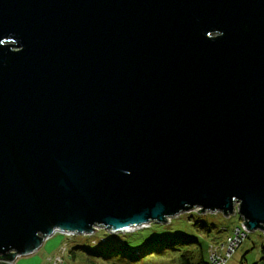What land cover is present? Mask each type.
Listing matches in <instances>:
<instances>
[{
  "label": "water",
  "instance_id": "water-1",
  "mask_svg": "<svg viewBox=\"0 0 264 264\" xmlns=\"http://www.w3.org/2000/svg\"><path fill=\"white\" fill-rule=\"evenodd\" d=\"M236 205L264 233V0H0V264Z\"/></svg>",
  "mask_w": 264,
  "mask_h": 264
},
{
  "label": "rangeland",
  "instance_id": "rangeland-1",
  "mask_svg": "<svg viewBox=\"0 0 264 264\" xmlns=\"http://www.w3.org/2000/svg\"><path fill=\"white\" fill-rule=\"evenodd\" d=\"M196 222H200L198 228L195 227ZM204 222L207 224L206 226ZM239 225L240 218L238 215L225 217L219 212L201 214L198 213V210H195L177 216L167 225L152 224L145 229L135 230V232L111 234L101 229L93 236L76 235L70 237L64 234H55L45 241L41 249L32 255L18 258L15 264H59V261H64L63 264H93L83 260V258H79L74 262L68 256L69 251L73 250L74 247L82 246L104 248L108 247L109 243L131 244V249H134L139 245L145 246V244L148 245L152 241H159L160 238L173 239L176 236L199 241L198 245H196L197 247H192L191 249L195 250L199 247L204 249L205 260H207L205 250L209 243L218 236L227 237ZM263 245L264 233L262 231L258 230L249 233L247 240L231 258L229 264H239L240 262L256 264L262 257L261 248ZM63 249H65V257H63ZM176 249L180 251L190 248L179 245ZM153 250L157 253V249ZM79 252H82V250ZM180 254V252L169 249L164 250L163 248L161 252H158L153 257H146L139 263L132 262L131 264H179ZM95 261H97L96 264H109L106 261H98L97 259Z\"/></svg>",
  "mask_w": 264,
  "mask_h": 264
},
{
  "label": "trees",
  "instance_id": "trees-1",
  "mask_svg": "<svg viewBox=\"0 0 264 264\" xmlns=\"http://www.w3.org/2000/svg\"><path fill=\"white\" fill-rule=\"evenodd\" d=\"M195 227L198 228L200 225V222L195 223ZM204 225L207 224L204 222ZM203 225V226H204ZM226 238V237H225ZM223 237H217L213 239L211 243H217L222 242L225 240ZM161 239V240H160ZM159 241H152V243L142 246H137L134 249H131V244H116V243H109L108 247L104 248H88L87 246L82 247H74L73 250L69 251L68 256H70V259L76 262L79 258H83V260H87L89 262H92L93 264H96L97 261H106L109 264H131L133 263H139L143 261L146 257H153L158 252H161V250L164 248V250H174L176 252H180L179 256V264H209V260H205L204 256V249L198 248V249H191L196 248L199 243V241L183 237V236H176L173 239H167V238H160ZM167 239V240H166ZM194 244V245H193ZM181 246H187L190 249L187 250H177L176 248ZM208 245V247H209ZM208 247L205 250V253L208 258ZM241 248V247H240ZM152 249V250H151ZM157 249V253L153 250ZM82 252H79L81 251ZM138 253V255H136ZM262 257L260 261L263 259L264 256V245L261 248ZM197 254V255H196ZM194 255V256H192ZM259 263V262H258Z\"/></svg>",
  "mask_w": 264,
  "mask_h": 264
},
{
  "label": "built area",
  "instance_id": "built-area-1",
  "mask_svg": "<svg viewBox=\"0 0 264 264\" xmlns=\"http://www.w3.org/2000/svg\"><path fill=\"white\" fill-rule=\"evenodd\" d=\"M234 215H238L240 218V225L236 227L232 234L228 235L224 241L211 243L208 247V262L209 264H229L231 258L236 254L238 249L244 244L249 236L248 230L244 226V220L239 215L238 206L236 205V212ZM147 226L144 227V229ZM101 230V229H98ZM135 232V230L131 231ZM66 236H76L75 234L66 235ZM65 249H63L64 251ZM66 253L63 252V257H65ZM64 261H59V264H63ZM239 264H246L245 262H240ZM257 264H264V256L263 259Z\"/></svg>",
  "mask_w": 264,
  "mask_h": 264
},
{
  "label": "crops",
  "instance_id": "crops-1",
  "mask_svg": "<svg viewBox=\"0 0 264 264\" xmlns=\"http://www.w3.org/2000/svg\"><path fill=\"white\" fill-rule=\"evenodd\" d=\"M258 262H260V261H258ZM258 262H257V263H258ZM257 263H256V264H257Z\"/></svg>",
  "mask_w": 264,
  "mask_h": 264
}]
</instances>
